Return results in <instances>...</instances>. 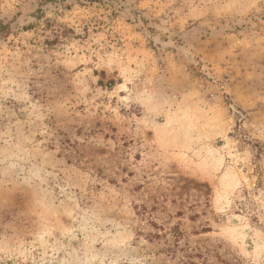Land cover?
<instances>
[{
  "label": "rangeland",
  "instance_id": "obj_1",
  "mask_svg": "<svg viewBox=\"0 0 264 264\" xmlns=\"http://www.w3.org/2000/svg\"><path fill=\"white\" fill-rule=\"evenodd\" d=\"M0 264H264V0H0Z\"/></svg>",
  "mask_w": 264,
  "mask_h": 264
}]
</instances>
